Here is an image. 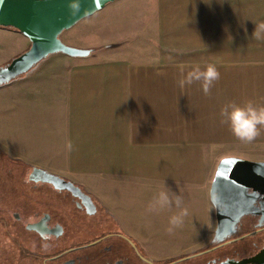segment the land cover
Segmentation results:
<instances>
[{
  "label": "crops",
  "instance_id": "0c3cea01",
  "mask_svg": "<svg viewBox=\"0 0 264 264\" xmlns=\"http://www.w3.org/2000/svg\"><path fill=\"white\" fill-rule=\"evenodd\" d=\"M127 4L149 14L146 31L178 41L128 49L116 40L122 31H99L101 22L79 43L73 27L64 31L62 40L95 50L51 54L3 85L0 145L12 159L79 184L145 243L163 238L170 217L184 209L180 227L202 228L192 241L206 243L216 225L209 190L217 164L241 157L219 156L221 108L264 107V38L252 35L264 22V0H116L82 19L84 26ZM29 46L19 31L0 26V65ZM208 64L220 73L209 95L199 81L178 86L182 75ZM7 88L13 93L5 95ZM251 142L264 143V127ZM167 190L182 197L181 208L150 211Z\"/></svg>",
  "mask_w": 264,
  "mask_h": 264
},
{
  "label": "flooded vegetation",
  "instance_id": "af4514ba",
  "mask_svg": "<svg viewBox=\"0 0 264 264\" xmlns=\"http://www.w3.org/2000/svg\"><path fill=\"white\" fill-rule=\"evenodd\" d=\"M32 168L0 145V264H264V175L230 235L214 239L215 225L204 245L161 255L79 184Z\"/></svg>",
  "mask_w": 264,
  "mask_h": 264
},
{
  "label": "water",
  "instance_id": "95a60500",
  "mask_svg": "<svg viewBox=\"0 0 264 264\" xmlns=\"http://www.w3.org/2000/svg\"><path fill=\"white\" fill-rule=\"evenodd\" d=\"M114 1L80 0V11L72 15L68 8L69 0H3L0 26L19 31L29 40L30 46L0 67V85L31 72L54 53L88 56L92 49L68 45L62 41L61 34ZM32 170L46 174L49 179H61L36 166ZM263 175L264 161L236 156L220 159L209 190L216 217L214 239L222 240L230 235L239 218L249 212L250 194L247 190L259 188ZM71 186L78 190L72 183Z\"/></svg>",
  "mask_w": 264,
  "mask_h": 264
},
{
  "label": "rangeland",
  "instance_id": "374dc122",
  "mask_svg": "<svg viewBox=\"0 0 264 264\" xmlns=\"http://www.w3.org/2000/svg\"><path fill=\"white\" fill-rule=\"evenodd\" d=\"M141 4H127L124 7L118 8L115 12H106L103 14L101 19H95L89 26H84L86 20H80L77 24L71 28V31L76 33V38H74L73 42H81V37L87 36L91 33L93 27L101 22L103 26L97 28L99 31L106 32L108 30H116L122 31L121 36H117L116 40L122 41V43L128 47V49H134L138 46L137 49H141L142 46L155 45L157 49V44H169L176 43L178 41L176 38L171 39V36H175L174 34L168 35V32L162 30V34L159 35L155 32L154 29L149 27L146 31L145 24L148 21L149 14L146 13L145 10L140 9ZM139 7V8H137ZM114 13V14H113ZM145 30V32H144ZM177 32L178 29H177ZM63 38H66V34L63 35ZM62 40L68 45H71L69 41ZM68 42V43H67ZM74 46V45H71ZM132 53V52H131ZM134 54V53H133ZM144 53H136V55L142 56ZM12 59V58H11ZM9 62V61H5ZM4 62L3 65L6 63ZM2 64L0 66H3ZM17 83V82H16ZM17 86V85H16ZM17 90V88L15 89ZM3 86L0 87V95H2ZM13 93V89H6L5 95L8 93ZM222 105V104H221ZM223 106V105H222ZM220 131H219V156L222 158L225 155H240L243 158L256 160V161H264V143L258 142H245L238 140L230 131L229 124H224L223 121L226 120L224 117L220 116ZM213 207V205H212ZM214 209V207H213ZM164 213V212H163ZM156 214V212H155ZM162 214V211L161 213ZM126 228V227H125ZM134 230L137 233L142 232L147 233L149 230H154L153 228H137ZM179 230V234H183L184 237L178 236L176 233ZM167 233L161 234L162 237L151 238L152 243H147L150 251L152 253L161 254V255H173L178 252L188 251L198 247L201 244H195L192 239L195 235L202 233V228H192L191 227H180L179 229H174L171 233H169L168 229H164ZM151 232V231H150ZM147 236V235H142ZM209 241V239H208ZM206 241V242H208Z\"/></svg>",
  "mask_w": 264,
  "mask_h": 264
},
{
  "label": "clouds",
  "instance_id": "9594fccd",
  "mask_svg": "<svg viewBox=\"0 0 264 264\" xmlns=\"http://www.w3.org/2000/svg\"><path fill=\"white\" fill-rule=\"evenodd\" d=\"M3 0H0V5ZM68 8L70 14L75 15L80 11V0H69ZM256 39L264 38V22H260L255 26L253 34ZM220 73L215 65L208 64L202 70L200 66H195L192 70L188 71L186 75L178 80V86L183 89L190 86L194 82H201V89L205 95H209L211 88L215 81L219 80ZM221 116L224 117L229 124L230 131L240 141L251 142L260 135V129L264 127V107H257L252 101H248L244 106H238L235 103H228L221 108ZM68 150L72 149V144H67ZM171 191H161L152 204L149 206L150 211L163 209L165 207L181 208L182 197L174 195V199L169 195ZM187 215V210H182L179 214L173 215L169 220L168 231L171 233L174 229L183 224V217Z\"/></svg>",
  "mask_w": 264,
  "mask_h": 264
},
{
  "label": "snow or ice",
  "instance_id": "6c2138e0",
  "mask_svg": "<svg viewBox=\"0 0 264 264\" xmlns=\"http://www.w3.org/2000/svg\"><path fill=\"white\" fill-rule=\"evenodd\" d=\"M222 163H226V162H222ZM219 175H222V174H219Z\"/></svg>",
  "mask_w": 264,
  "mask_h": 264
},
{
  "label": "trees",
  "instance_id": "16d2710c",
  "mask_svg": "<svg viewBox=\"0 0 264 264\" xmlns=\"http://www.w3.org/2000/svg\"><path fill=\"white\" fill-rule=\"evenodd\" d=\"M95 49H92V51H94Z\"/></svg>",
  "mask_w": 264,
  "mask_h": 264
}]
</instances>
